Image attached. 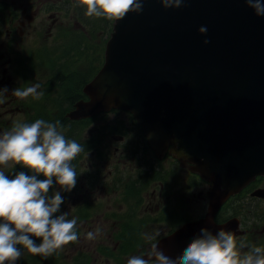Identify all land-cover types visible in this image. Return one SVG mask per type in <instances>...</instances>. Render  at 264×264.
I'll return each instance as SVG.
<instances>
[{
	"label": "rangeland",
	"instance_id": "1",
	"mask_svg": "<svg viewBox=\"0 0 264 264\" xmlns=\"http://www.w3.org/2000/svg\"><path fill=\"white\" fill-rule=\"evenodd\" d=\"M74 5H80V0H0V56L5 55L1 65L8 68L9 75V83L3 84L9 91L0 100V114L6 111L4 105L18 87L23 89L38 83V91L44 93L40 100L29 96L11 101L6 118L9 127L3 132L10 131L16 123H31L37 119L52 123L59 120L64 135L72 132L66 115L78 101L88 100L83 89L102 68L116 23V20L88 17L83 5ZM74 40L78 43L69 48ZM41 82L48 87L41 88ZM18 108L25 112L16 111ZM20 113L24 116L17 119ZM133 120L136 122L125 111L90 119L86 128L79 131L81 143L90 146L93 142L100 152L94 150L84 157L80 154L74 163L77 184L70 193L61 191L58 185L50 190V193L61 191L66 199L61 212L70 213L69 218L75 216L77 203L90 202L84 213H92L89 217L75 216L78 241L56 252L63 258L69 257V264L80 260L84 264H127L133 255L146 256L151 244L157 245L170 231L163 218L165 212L176 209L193 215L202 209L200 191L213 186L210 180L209 186L202 182L201 187L191 185L188 165L192 164L184 162L182 166L173 156L159 160L150 147L149 150L143 148L142 131L138 132V126L137 133L131 131ZM105 129H108L107 134H103ZM128 143L137 151L126 160ZM146 162H149V175L144 170ZM17 166L9 162L6 166L0 165V170L7 173ZM135 195L144 201L143 205L138 204ZM120 207L130 213L121 215ZM138 210L147 212L144 218L148 219L150 211L153 221L148 220L138 235L131 236L128 222L131 215L139 214ZM114 222H118V228L114 229ZM97 226L101 229L100 235L95 240L87 239V233L95 231ZM120 230H124V235L121 236ZM158 230H162V234L153 241L145 240L142 235Z\"/></svg>",
	"mask_w": 264,
	"mask_h": 264
},
{
	"label": "water",
	"instance_id": "2",
	"mask_svg": "<svg viewBox=\"0 0 264 264\" xmlns=\"http://www.w3.org/2000/svg\"><path fill=\"white\" fill-rule=\"evenodd\" d=\"M201 26L207 27L206 35L199 32ZM174 39L189 56L188 63L196 66L181 76L161 57ZM206 39L210 43L204 44ZM240 63L249 74L235 94L245 104L264 108V16H257L245 0H189L180 9L168 10L159 0H149L142 14L129 13L116 20L105 64L84 88L89 101L77 103L68 117L78 121L113 109L133 113L158 158L169 152L197 164L196 170L215 189H225L216 193L211 206L216 212L221 201L264 175L263 152L258 151L252 160L241 157L242 151L255 148L252 141L245 143L246 137L264 132V114L236 123L216 111L181 108L178 101L173 108L171 103L187 73L198 80L223 79L235 70L232 65ZM207 64L217 66L211 75H206ZM204 222L188 224L158 247L174 259L196 236L195 231L203 225L212 227Z\"/></svg>",
	"mask_w": 264,
	"mask_h": 264
},
{
	"label": "clouds",
	"instance_id": "3",
	"mask_svg": "<svg viewBox=\"0 0 264 264\" xmlns=\"http://www.w3.org/2000/svg\"><path fill=\"white\" fill-rule=\"evenodd\" d=\"M148 0H80L88 17L109 21L122 20L129 13L144 11ZM165 10L180 9L189 0H159ZM257 16H264V0H245ZM74 5V6H80ZM207 27L199 32L207 34ZM210 43L204 40V44ZM40 85L16 88L11 94L21 100L31 96L40 100L44 93ZM0 89V100L8 93ZM63 125L44 119L16 123L10 131L0 133V165L13 162L32 172L21 171L14 177L0 170V264H15L27 250L45 259L64 246L77 242L78 218L61 212L63 192H71L77 184V171L72 161L85 147L74 139L66 138ZM45 179H38V176ZM58 185L61 191H52ZM101 233L99 226L87 233V239L95 240ZM162 230L143 233L145 240L153 241ZM33 237L40 239L37 244ZM127 264H264V246L249 244L246 237L237 238L235 232L220 228L212 231L204 227L174 259L156 244H151L146 256L133 255Z\"/></svg>",
	"mask_w": 264,
	"mask_h": 264
},
{
	"label": "flooded vegetation",
	"instance_id": "4",
	"mask_svg": "<svg viewBox=\"0 0 264 264\" xmlns=\"http://www.w3.org/2000/svg\"><path fill=\"white\" fill-rule=\"evenodd\" d=\"M22 26L24 25L21 24V28ZM7 34L8 36H10L9 31L7 32ZM4 59H5V55H1L0 56V89L4 88L3 85L4 83L5 84L9 83L7 82L9 78V75L7 74L8 68H4V66L1 65V61ZM47 87H48L47 83L41 82V88H47ZM85 97L87 96L85 95ZM17 100H19V98L15 96H11L10 100L4 105V107H6V111L3 114H0V133H3V131L5 129H8L9 127V120L8 119L6 120V118H8L10 112V102ZM82 100L87 101L85 99ZM74 109L75 106L72 107L71 111H73ZM16 111L25 112L24 109H20V108L16 109ZM23 116L24 113H20L19 117L21 118ZM71 131L74 132L75 129H71ZM69 138L74 139L73 135H71V137ZM142 147L149 150V146L147 144L142 145ZM93 150H97L98 152H100L99 148H94ZM133 151H137V149L132 146H129V156L132 154ZM80 154L72 161L73 166H74V161L80 158ZM129 156L125 157V159L128 160ZM144 164H145L144 170L148 171V175H149V162H146ZM181 165L184 166L185 163L181 162ZM188 169L190 171L189 176L191 177L189 179V183L193 186L201 187V182L203 183V179H204L202 175L198 171L193 170V165H188ZM140 173H145V172H140ZM138 177L139 175L137 174L136 178ZM263 185H264L263 177L257 179L253 183L251 182L250 185L245 187L238 194L229 196L224 201H222V204L217 212H214V209H211V202L213 201L211 196L213 191V186L212 188L207 189L206 191H204L205 189L200 191L199 207H202V209L193 213V215H186L183 211H178L176 209H174V212H165L163 218L166 221V225L169 227L170 231L165 235V237H162L161 239L164 240L170 239V237L173 234H175L177 231L182 230L190 223L205 221L204 223H209L212 225V227H210V230L214 229L215 231H218L220 228H223L225 230L235 232L238 240L239 238L246 237L249 244L264 246V186ZM245 195L247 196L242 199L239 198ZM135 196H136L135 199H137L138 204L143 205L144 201L141 198H139L138 195ZM94 212L95 210L93 211V213ZM138 212L139 214L134 213L133 215L130 216L131 220L128 222L130 226L128 230L129 232H131L130 235H138V232L142 228H144L145 223L148 220L149 222L153 221V219L150 218V211H149V219L144 218L147 212H143L141 210H138ZM128 213H130V210H123V207H120L121 215H127ZM91 214H88V217ZM117 223L118 222H114V229L118 228ZM131 226L133 227L132 229ZM203 226L207 227V225H203ZM201 229L195 231V235H197ZM123 233L124 230H120L121 236L124 235Z\"/></svg>",
	"mask_w": 264,
	"mask_h": 264
},
{
	"label": "trees",
	"instance_id": "5",
	"mask_svg": "<svg viewBox=\"0 0 264 264\" xmlns=\"http://www.w3.org/2000/svg\"><path fill=\"white\" fill-rule=\"evenodd\" d=\"M77 43L78 42H75V40H74L72 42V44L69 45V48H71L72 46H74ZM132 122H133V124H132L133 126L131 128V131H133L134 133H137V126H138V132H141V128L139 127V125H137V123L134 120ZM67 123H68V128L69 129H75V130L77 129V131L73 132V133L72 132L67 133L65 135L66 138H69V137H71V135H73L74 140L77 141L76 137H78L80 139L82 137V134L79 131L83 130L84 128H86V126L90 123V121L89 120L77 121V122L68 121ZM107 131H108V129H105V132H103V134H107ZM91 143H93V142H91ZM143 144H145V142ZM128 146H132V145H130V143H128ZM92 148L94 149V148H98V147H97V145H94V146L90 145L87 149L90 150ZM129 157H131V155ZM75 161H74V163H75ZM21 171L25 172L28 175H32V172L29 169H27V168L22 166L21 168L16 169L11 174L10 178L14 177V175L16 173H19ZM38 179L43 180V179H45V177L40 175V176H38ZM83 210L84 209H80L79 210L78 216L80 218L87 217L86 215L82 214ZM33 239L36 241L37 244L41 243L40 239H37L35 237H33ZM17 247L21 248V251L23 252V255L21 256V258L18 261L15 262V264H69V262H68L69 257L63 258L61 255L59 256L57 253H54L52 256H50L47 259H45V258H43L41 256H38V255L34 256L31 253H28L27 250H23L22 246L18 245ZM6 264H8V262H6ZM76 264H84V261L80 260V261L76 262Z\"/></svg>",
	"mask_w": 264,
	"mask_h": 264
},
{
	"label": "bare ground",
	"instance_id": "6",
	"mask_svg": "<svg viewBox=\"0 0 264 264\" xmlns=\"http://www.w3.org/2000/svg\"><path fill=\"white\" fill-rule=\"evenodd\" d=\"M166 112V111H165Z\"/></svg>",
	"mask_w": 264,
	"mask_h": 264
}]
</instances>
